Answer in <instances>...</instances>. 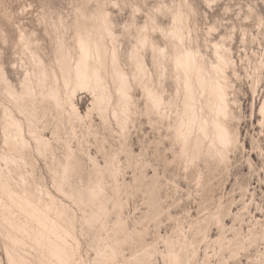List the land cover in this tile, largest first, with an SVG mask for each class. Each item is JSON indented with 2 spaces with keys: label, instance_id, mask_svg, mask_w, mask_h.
Here are the masks:
<instances>
[{
  "label": "bare ground",
  "instance_id": "6f19581e",
  "mask_svg": "<svg viewBox=\"0 0 264 264\" xmlns=\"http://www.w3.org/2000/svg\"><path fill=\"white\" fill-rule=\"evenodd\" d=\"M89 1L71 0V11L66 14L59 10L40 11L37 14L38 24L48 37L49 44L44 45L33 30L27 31L18 27V49L16 48L17 51L10 62V68L14 69V72L16 69V76L10 75L0 64V90L10 104L9 106L1 102L0 105V133L2 144L7 147L6 150L0 151V162L3 164L0 165V208L7 221L6 225L9 224L15 232L28 239L29 247L35 249L38 260L43 264L87 263L77 259L78 240L73 228L74 215L69 214L65 204L50 192L45 191L47 199L36 196L30 192L27 184V176L33 172L26 169L27 162L24 159V150L30 144L26 134L33 141L38 154L45 152L50 146L48 138L35 130L34 115L37 111L54 114L59 121L69 126L72 133L82 128L84 134L94 136L96 132L92 131L90 117L91 113L96 111L106 127H109L112 119L115 121L122 139L131 114L137 111L132 95V84L135 82L141 87L143 94L142 113L147 116L151 127L155 125L153 128L163 130L164 136L172 137L178 148L172 150L173 155L182 159L184 171L199 160L205 162L215 159L217 164L227 162L228 154L234 153L239 144L245 148L240 140L239 120L231 108L233 101H230L228 92L226 69L232 63L230 49L224 44L225 41L223 42V34L219 40H209L214 55V61L209 62L199 46L193 45L191 33L194 27L193 23H188L187 13L188 10L191 14L195 11L191 3L182 0L176 5H171L165 0H160V4L145 8L144 20L136 22L132 16L131 20L119 25L118 32L112 14L106 8V5H113L115 2L99 0L90 7ZM183 1L187 4V9H184L185 5L181 3ZM203 1L207 5L218 2ZM158 16L168 18L169 23L165 24ZM244 19H248V16ZM153 29L159 32L166 43L161 45L154 40L150 32L154 31ZM215 30L214 25H207L208 34ZM167 79H171L175 84V92L168 97L165 96L164 86ZM78 92H85L91 98L84 112L80 111L75 102ZM253 107L254 102L251 105L252 115ZM262 108L264 97L257 109L260 117L258 125L263 131ZM14 110L25 118V123L15 115ZM124 142L126 141L120 142V146H123ZM12 145L18 154L11 150ZM66 148L64 161L59 165L61 171L58 179L53 180L57 190L70 197L74 204H78L81 201L80 195L78 199H74L73 190L66 191L63 188L66 173L73 170L79 160L69 144H66ZM259 150L262 152L260 147ZM89 159L93 162L96 177L87 187L86 195L94 203L96 210L85 217L86 222L96 221L100 214L106 212L104 193L101 189V178L105 171L113 181V192L117 194L120 188L117 180L119 166L115 156L112 155L104 167L99 166L90 156ZM4 169L7 170V175L15 173L18 181L23 183L19 190L12 188L10 181L4 177ZM200 177L198 170L197 180ZM245 192L246 189L241 195ZM39 193L42 195V192ZM4 197L8 198L10 203L4 201ZM123 203L118 199L113 202L115 220L106 237L101 239L105 242L108 240L109 243L96 250L93 264H110L118 254L121 255L119 246L129 238L133 240V233H139L128 231L121 217ZM11 207L14 212L10 211ZM247 207L248 204L243 201L241 210ZM229 214V207L222 210L221 206L210 213L209 218H213L219 228V234L215 238L206 239V227L205 224L202 225L205 220L203 217L202 220H196L194 225L190 224L188 228L191 229V235L190 231L187 235L184 230H180L177 231L176 238L165 240L166 253H162L165 258L163 264H181L182 261L189 263L190 259L197 257L199 240L208 244L210 242L212 246L217 245L219 250H228L231 258L235 257L240 249L256 244L258 239H264L263 228L259 235L257 230L248 229L246 236L240 232V227L237 229L231 225L227 228L224 219ZM207 216L205 217L208 218ZM241 216V211L234 214L235 219L242 220ZM103 227L102 223L100 228ZM226 230L231 231L233 235L227 237ZM199 234L201 238L198 240L196 236ZM7 237L14 244L23 243L11 232H7ZM155 253L156 249L147 243L134 264L149 263ZM204 256L201 264H207L209 255L205 252ZM122 257L126 262L130 261H127L129 258L123 255ZM11 260L13 264H32L20 253L12 252ZM258 264H264V260Z\"/></svg>",
  "mask_w": 264,
  "mask_h": 264
},
{
  "label": "rangeland",
  "instance_id": "374dc122",
  "mask_svg": "<svg viewBox=\"0 0 264 264\" xmlns=\"http://www.w3.org/2000/svg\"><path fill=\"white\" fill-rule=\"evenodd\" d=\"M98 1L90 0L88 6L92 7ZM112 1L115 3L106 5V8L111 12L118 32L119 25L124 21L131 20L133 16L136 22H140L145 19V8L160 4V0ZM180 1L182 0H165L171 5H176ZM187 1L195 10L193 14L187 11L188 23L190 25L193 23L194 27L191 33L192 43L199 46L209 62L214 61V55L208 41L219 40L222 34L225 36L223 42L225 41L224 44L230 49L229 56L232 61L230 67L226 69L229 81L228 92L230 101H233L231 108L239 120L240 140L245 148L239 144L234 153L228 154L227 162L217 164L215 159L205 162L199 160L184 171L182 159H177L173 155L172 150L178 148L172 141V137L164 136L163 130L158 131L153 128L155 125L151 127L147 116L142 113L143 94L141 87L135 82L132 84V95L137 111L131 114L122 139L118 134L115 121L112 119L109 127H106L96 111L92 112L90 117L92 131L96 132L95 136L84 134L85 131L82 128L72 133L69 126L59 121L54 114L37 111L34 115L35 130L48 138L50 146L45 152L38 154L33 141L26 134L30 144L24 150V159L27 162L26 169L33 172L27 176V184L30 192L36 196L47 199L46 192H50L65 204L69 214L74 215L73 228L78 240L77 259L87 264H93L96 250L109 243L108 240L105 242L101 239L106 237L108 229L112 227L115 220V209L112 205L117 199L124 202L121 217L128 231L139 233L135 232L133 235L131 233L134 239L129 238L127 242L119 246L121 255L118 254L110 264H134L147 243L156 249V253L153 260L145 264H163L165 258L162 253H166L164 241L176 238L175 235L180 230H184L187 235L190 231L189 235H191V229L188 227L201 218H205L202 225L205 224L206 227L204 232L206 239L217 237L218 225L213 218H209V215L220 206L222 210L228 207L230 209V214L224 219L227 228L231 225L237 229L240 227V232L245 236L248 234V229L257 230V235L262 228L264 229V129L262 131L258 125L260 117L257 114L258 106L264 97V0H218L214 5H211L213 3L207 5L203 0ZM181 3L185 5L184 9H187V4L184 1ZM27 5L31 7L20 15V9ZM71 7V0H0V12L7 10L15 14L12 23L0 18V64L10 75L16 76V69L14 72V69L10 68V62L18 49L16 46L18 27L27 31L33 30L40 41L48 45L49 39L38 24L37 14L42 10L44 12L59 10L66 14L71 11ZM245 16H248V19L245 20ZM158 18L165 24L169 23L166 17L158 16ZM211 24L216 30L208 34L207 25ZM150 32L159 44L166 43L158 31ZM164 86L166 97L175 92V84L171 79H167ZM90 101V96L85 92L76 94L75 102L81 112L86 111ZM1 102L10 106L0 90V105ZM14 111L15 115L25 123V118L16 110ZM156 132H159V137ZM124 140L126 142L120 146V142ZM170 142H173V145ZM66 144L72 147L79 160L73 170L66 173L67 181L65 179L64 183L63 180V188L66 191L73 190L74 199H78L80 195L81 201L77 202L78 204H74L70 197L57 190L56 182L53 180V178L58 179L61 171L59 165L64 161V155L67 152ZM10 148L18 154L13 145ZM6 149L7 147L2 144L0 133V151ZM112 155L118 161L116 163L119 166L117 180L120 191L118 190L117 194L113 192V181L105 171L101 178V189L104 193L106 212L100 214L98 220L86 222L85 217L96 210L94 203L86 195L87 187L96 177L95 168L89 156L99 166L104 167L105 162ZM136 160L141 162L137 163ZM0 165L3 166L1 162ZM198 170L201 177L197 180ZM55 171L57 173L54 174ZM6 172L7 170L4 169V177L10 181L12 188L19 190L23 183L18 181L15 173L7 175ZM245 189V194L241 195ZM39 192H42V195ZM3 199L9 202L8 198ZM243 201L248 204L245 210H241ZM11 209L10 211L14 212V208L11 207ZM240 211L242 220L235 219L234 214ZM102 223L104 227L100 228ZM6 224L3 210L0 208V264H13L12 252L20 253L32 264H43L38 260L35 249L29 247L28 239ZM7 232L16 235L23 243H12L7 237ZM225 235L231 237L233 233L226 230ZM200 238L201 234L196 236V239ZM197 244V257L190 259L189 263L182 261L181 264H201L205 252L209 255L207 264H219L225 261V264H258L259 261L264 260V239H258L256 244L245 247V250L240 249L235 257L231 256V258L228 250V252L219 250L217 245L212 246L210 242L208 244L204 240H199ZM207 244L208 249H206ZM122 255L130 261L126 262ZM218 260L221 261L218 262Z\"/></svg>",
  "mask_w": 264,
  "mask_h": 264
},
{
  "label": "snow or ice",
  "instance_id": "6c2138e0",
  "mask_svg": "<svg viewBox=\"0 0 264 264\" xmlns=\"http://www.w3.org/2000/svg\"><path fill=\"white\" fill-rule=\"evenodd\" d=\"M115 7H119V5H114ZM31 5H27L20 9V15L27 12ZM0 18L6 19L9 23H12L15 19V14L8 12L7 10L0 12ZM145 30H147V22L145 23ZM154 30V29H153ZM262 113H264V108L261 109Z\"/></svg>",
  "mask_w": 264,
  "mask_h": 264
}]
</instances>
